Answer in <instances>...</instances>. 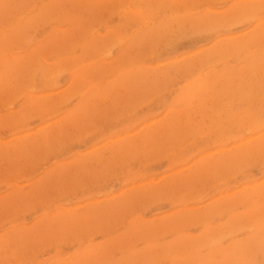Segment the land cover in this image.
<instances>
[{"label":"rangeland","instance_id":"1","mask_svg":"<svg viewBox=\"0 0 264 264\" xmlns=\"http://www.w3.org/2000/svg\"><path fill=\"white\" fill-rule=\"evenodd\" d=\"M0 264H264V0H0Z\"/></svg>","mask_w":264,"mask_h":264}]
</instances>
